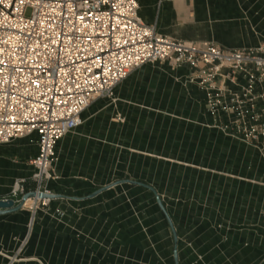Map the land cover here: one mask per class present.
<instances>
[{
	"label": "crops",
	"instance_id": "crops-1",
	"mask_svg": "<svg viewBox=\"0 0 264 264\" xmlns=\"http://www.w3.org/2000/svg\"><path fill=\"white\" fill-rule=\"evenodd\" d=\"M136 1L144 24L179 41L264 42V0ZM195 75L145 65L115 101H94L56 145L53 197L31 229L28 207L0 214V264H264V155L217 128ZM36 154L33 137L0 146V200L20 199L17 179L33 190Z\"/></svg>",
	"mask_w": 264,
	"mask_h": 264
},
{
	"label": "built area",
	"instance_id": "built-area-1",
	"mask_svg": "<svg viewBox=\"0 0 264 264\" xmlns=\"http://www.w3.org/2000/svg\"><path fill=\"white\" fill-rule=\"evenodd\" d=\"M165 62L193 70L217 128L264 155V42L227 50L179 41L144 24L136 0H0V146L33 137L37 147L29 161L33 190L25 191L24 179L11 188L16 203L35 194L22 206L29 230L50 203L37 196L50 195L57 143L82 125L94 101H115L131 73ZM238 76L245 81L238 91L217 85Z\"/></svg>",
	"mask_w": 264,
	"mask_h": 264
},
{
	"label": "water",
	"instance_id": "water-1",
	"mask_svg": "<svg viewBox=\"0 0 264 264\" xmlns=\"http://www.w3.org/2000/svg\"><path fill=\"white\" fill-rule=\"evenodd\" d=\"M34 197H35L34 193L26 194L24 197L21 198V201L19 203H16L14 200H11V199L0 200V214H8V213H14V212L19 211L27 199L34 198ZM37 197L51 199L53 196L39 194Z\"/></svg>",
	"mask_w": 264,
	"mask_h": 264
},
{
	"label": "rangeland",
	"instance_id": "rangeland-1",
	"mask_svg": "<svg viewBox=\"0 0 264 264\" xmlns=\"http://www.w3.org/2000/svg\"><path fill=\"white\" fill-rule=\"evenodd\" d=\"M29 14H30V12H29V11H27L26 15H27V16H29Z\"/></svg>",
	"mask_w": 264,
	"mask_h": 264
}]
</instances>
